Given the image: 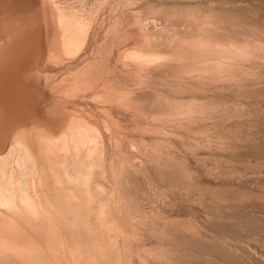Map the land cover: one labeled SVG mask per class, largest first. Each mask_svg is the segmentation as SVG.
<instances>
[{
  "label": "rangeland",
  "instance_id": "374dc122",
  "mask_svg": "<svg viewBox=\"0 0 264 264\" xmlns=\"http://www.w3.org/2000/svg\"><path fill=\"white\" fill-rule=\"evenodd\" d=\"M95 1L59 2L69 15ZM53 2L0 0V78L12 67L18 113L36 106L8 122L14 136L0 145V172L10 173L6 154L20 136L43 142L36 176L82 218L77 229L58 223L41 196L38 216L24 204L15 219L0 215L1 239L23 237L28 225L30 254L53 264H264V0H98L94 51L60 65L49 59L62 48ZM147 16L159 22L149 36L177 54L155 77L135 74L123 56L141 47L134 27ZM113 53L120 72L105 66ZM79 72L80 97L62 100L54 74ZM138 89L146 111L119 106Z\"/></svg>",
  "mask_w": 264,
  "mask_h": 264
},
{
  "label": "bare ground",
  "instance_id": "6f19581e",
  "mask_svg": "<svg viewBox=\"0 0 264 264\" xmlns=\"http://www.w3.org/2000/svg\"><path fill=\"white\" fill-rule=\"evenodd\" d=\"M53 1H55L53 3H55L56 7H58V9L60 10L58 20H59L60 27L62 29V48L59 52H57V54L55 53L54 50H52L49 54V59H50V61H53V63L57 64V65H60L61 63H64V64L72 63V62L77 61L82 54H85V53L88 54L90 52V50L94 51L92 38H93V35L95 32V29L97 27L96 24H97V20H98V15L102 11L104 4H101L103 2H98V0H97V2L96 1L95 2H86V6H88V10H89L88 12L82 11L81 13H75V14H69L68 15V11L66 9L67 6H65V4H63L62 2H59L60 0H53ZM26 2L27 3L31 2V0H26ZM73 4H74V2H73ZM21 9H23V7ZM137 22L138 23H137L136 27H134V30L138 33L139 37H141V41H140L141 47L130 49L129 51L126 52V55H123V56H125V59H129L130 68L135 70V72H134L135 74L145 75V76L148 75V76H152V77L160 76V74H161L160 71H161V67L163 65V62H165V61L168 62L169 60H171V62H172V60H174L177 57V54L175 52L171 51L170 48L161 45V41L159 40V38H156V40H155V39H152V37H150L152 34L155 35V33H153L154 32L153 30H155L159 27L158 19L155 16L142 17V18H139V20ZM101 24H103V22ZM118 25L119 26L115 27L116 29H114V30L116 31L118 36H121L123 39L126 38L127 37L126 33H125L126 28L124 27V24H122V29H121V25L120 24H118ZM107 31H108V33H107ZM105 32H106V35H105L106 39L110 38V36H108V34L111 33V27L109 26ZM115 38H116V36H115ZM39 41H40V37L37 36L33 41L34 46L37 47ZM172 45H173V43H172ZM0 50H1V46H0ZM111 62H112L111 65L113 68L112 70L122 71L125 68L124 63L121 64V67H123V69H118V65H114V63L116 62V60L114 59V53H113V56L110 58V60H108L106 62L105 66L109 67ZM6 69L7 70L5 71V74H6L5 78H3L2 80L0 78V145L3 144V142L6 138H11L14 136V130L8 129V126H9L8 122L9 121L11 122V118H14L17 120L19 119V117L27 118L29 115H32L35 113L34 109L36 108V106H34V102L32 101L31 105L29 107H25L21 113L17 112L18 111L17 109H19V107L17 105L18 100L16 98H14L13 87L11 86L12 81H13L12 77H11V75L13 73L12 67L9 66ZM109 69H110V67H109ZM80 74H82V72L75 73V75L71 76V78H67L68 76H64V77L62 76L61 77L59 74H54L55 76H53V80L56 83V85H54V86H55V88L62 90V93H63V94L61 93L62 100L75 101L80 97L79 93L83 91V86L79 82V75ZM30 75L32 76V74H30ZM62 75H63V73H62ZM103 78H104L103 83L101 85H97V86L99 88L106 89L107 86L109 85V83L111 84V81L107 82L108 79L111 80L110 79V73L103 76L102 79ZM3 80H5V82H6L4 87L1 84ZM119 92H120V90H119ZM142 96H143V91L141 89H138L137 91H134L132 93L129 92L130 98H128L129 99L128 103H125L126 99L121 98V100L119 101V103H120L119 106L120 107L122 105L128 106V109L131 108L133 110H136V112L140 111L143 113L144 111H146V103H145V101H142ZM106 106H109V105H105V108L103 109V111H106V112L108 111V109L110 111V108L118 107V106H110V107H107V109H106ZM158 107L154 106L153 110H157ZM20 115H22V116H20ZM90 123H93V122H90ZM67 124H68V122H67ZM75 132H76V130H75ZM27 136L26 135L20 136V139L17 142V144L11 146L8 150V153L6 154L5 164L9 168H11V170H9L10 173L7 176H5L3 173L0 172V215L3 217L8 216L11 219L12 218L15 219L14 217L17 214H14V213L21 212L20 204L21 205L24 204V206H26V208L29 209L31 214L33 213V214L38 216L39 214H41L40 213V211H41L40 207L42 206L41 202H43V200L41 198V196H42L44 201L49 206L48 208H45L44 211H48V213H50L49 210H51L54 213L55 218L57 219V222L60 224L67 225L71 229L72 228L73 229L79 228V222L81 221V218H82V216L80 215L79 209L67 210L68 213H66L65 209L68 205L63 204L62 201L58 202L54 199H51L48 195H50L53 191H50L49 185L46 183V180H44L43 178H42L43 180H40V178L38 176H36V174H35V170H36L38 164L40 165L41 162L43 161L42 157L45 155L44 152L46 151L47 146L45 148V145L43 142H42V144L36 143L37 146L36 145L33 146L31 144L30 137L28 138ZM29 136H30V134H29ZM65 136H66V134H65ZM85 136H86L85 139L88 138L92 142H95L97 140V135L94 132L87 131V134ZM75 139H77V137H75L73 134V138L70 140L72 147L76 146ZM13 141H14V139H13ZM66 144H67V142L61 143L62 146H66ZM48 150H47V152H48ZM0 158H3V157H0ZM5 164H3V166ZM17 170L20 172L19 175L21 174V176H22V178H20L21 180L18 178L16 179L17 176L15 177ZM28 180H30L32 183L31 187H29L27 184ZM48 180H49V178H48ZM14 183L17 184V187H19V185L21 184L20 189L19 188L17 189V187L14 185ZM87 187H89V186H87ZM90 187H91V185H90ZM72 195H75V194H72ZM88 195L86 194V196H88ZM82 198H83V196H82ZM82 198H80V200ZM21 214H22V212H21ZM45 216H47V215H45ZM48 217L50 220L53 221V218L50 215H48ZM26 219H28V218H26ZM38 219H39V217H38ZM56 219H54V220H56ZM15 221H14V223H15ZM52 226L53 225H51V227ZM26 227H25L26 231H25L24 227H23L24 230H22V232L23 231L25 232L23 237L19 236L18 234L16 235L18 237L7 236V237L3 238L6 242H4V240L1 239V237H0V243L3 244V245H1L3 250L0 249V258L2 257L7 264H53V263H55V261H52V262L48 261L46 259V256L45 257H38L37 254H33V253H32L33 255L30 254V252L28 250L29 245H27V243L24 242V239L27 238L28 232L30 233L31 230L29 229L28 225H26ZM34 227H36V225ZM34 227H33V230L36 229ZM37 227H39V226H37ZM36 230H38V229H36ZM39 230H40V228H39ZM31 233L33 234L34 232H31ZM32 234H30V235H32ZM11 235H15V234L12 233ZM38 235H39L38 241L41 242V240H40L41 235L40 234H38ZM20 241L22 244H19ZM106 252H108V251H106ZM109 260H106V263Z\"/></svg>",
  "mask_w": 264,
  "mask_h": 264
}]
</instances>
